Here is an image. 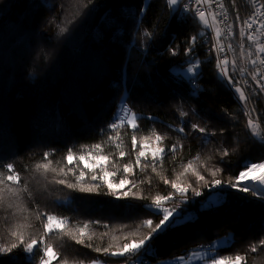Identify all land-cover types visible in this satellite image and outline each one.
Wrapping results in <instances>:
<instances>
[{"label": "trees", "instance_id": "trees-1", "mask_svg": "<svg viewBox=\"0 0 264 264\" xmlns=\"http://www.w3.org/2000/svg\"><path fill=\"white\" fill-rule=\"evenodd\" d=\"M142 2L143 15L139 11ZM239 3L248 11L245 1ZM146 27L153 34L150 43L143 35ZM201 32L204 27L191 18L187 23L173 21L165 0H0V162L15 161L31 197L39 200L40 211L67 219L66 226L73 231L87 224L86 241L91 236L94 246L115 249L125 237L140 239L146 234L148 229L140 227L144 219L158 222V217L140 205L151 204L155 195L173 191L164 179L182 186L191 184L187 200L177 196L175 202L166 205L180 209L183 216L174 222L172 230L151 242L140 261L153 264L186 256L220 240L230 243L218 246L212 257L225 258L227 263L242 255L247 264H264V251L249 250L251 244L264 238V202L226 186L241 170L242 160L264 159L259 139L253 144L246 135L245 115V110L255 109L264 118V93L250 96L246 106L237 104L215 79L216 54H207L211 45L203 37L195 53L202 61L201 78L197 92L193 90L180 67L188 66L183 63L186 39ZM177 46L179 54L171 56L169 47ZM227 57L237 63L239 78L237 69L246 64L245 52L242 55L238 49ZM122 100L143 119L138 121L136 133L121 129L119 148L115 141L106 143L105 154L111 152L117 158L113 161L110 157L108 169L116 167L122 172L123 163H134L133 134L149 161L157 147L183 145L175 155L167 154L156 172L151 166L138 168L136 175L129 177L135 184L131 189L134 196L144 199L117 200L55 184L54 178L63 177L69 167L74 168L67 173L70 181L83 169L67 164L64 157L69 148L80 155L96 143L107 141L99 130L114 118ZM180 111L188 115L180 117ZM192 124L215 134L205 142ZM182 126L185 133L181 135L175 129ZM153 132L164 138L163 144H158ZM225 149L230 155L221 163ZM45 151L51 153L49 169L37 170V164L48 162L42 159ZM120 151L131 154L121 161ZM189 164L191 168L185 171ZM217 168L222 171L213 177L211 173ZM196 173L204 175L205 180L198 181ZM214 179L224 181L225 186H215ZM85 183H92L90 177ZM196 191L200 195H195ZM4 204L8 213L0 211L5 223L18 220L26 224L31 230L23 232L26 240L40 237L42 224L36 220L35 211L28 208L26 195L17 199L4 189L0 205ZM96 220L101 223H93ZM10 233L0 227V244L11 241ZM47 240L68 264L80 260L87 264L94 258L103 264L130 260L136 264L135 255L127 261L106 257L75 244L62 232L49 235ZM27 256L18 251L17 258L4 264H29Z\"/></svg>", "mask_w": 264, "mask_h": 264}, {"label": "snow or ice", "instance_id": "snow-or-ice-1", "mask_svg": "<svg viewBox=\"0 0 264 264\" xmlns=\"http://www.w3.org/2000/svg\"><path fill=\"white\" fill-rule=\"evenodd\" d=\"M233 7H235V0H232ZM165 5L170 11V16L173 21L178 23H187L188 19L191 18L193 22L199 24L203 23L206 28H210L209 17L212 18L213 25L217 23H223L227 21V10L224 9L223 0H165ZM212 5H216L220 9H224L223 20H219V14L215 11H210L209 8ZM207 6V7H205ZM264 8V6H262ZM140 13L143 15L145 8L143 2L139 8ZM257 11H260L259 9ZM176 13L175 15L173 13ZM183 14V18H180V14ZM236 20L240 21L239 14H236ZM250 21V22H249ZM142 22V21H140ZM258 21L249 17V20L243 21L247 26L248 31L245 32L243 28L240 30L241 43L240 48L245 49L244 39L246 38L249 42H256L258 38L255 33L260 32V28H254L253 26ZM264 27V26H262ZM61 32L64 31L62 28ZM226 35L228 37H234L235 33L233 31V25L227 24L226 29L216 30V42L212 43L210 47L207 48V54L211 56L216 54V74L215 79L217 82L225 88L229 93L232 94L233 98L236 100L237 104H244L245 106L249 102L250 96H259L264 93V72H262L257 65H264V42L255 43V53H253L249 47L248 56L249 62L255 68V71L250 73L245 72L241 69L238 74L235 69V61H232V67H229V60L227 54L231 51H234L233 43L230 41L227 45V48L221 42V36ZM143 35L147 38V43H150L153 37L152 32L149 28H145ZM204 32L199 33V35H191L185 41L187 47L184 48V55L186 59L183 63H186L188 66L180 67L183 72L186 74L189 79L187 80L188 84L192 86L193 90L197 92L199 86V80L201 78V64L202 61L198 55H196V49L198 46V41L203 37ZM171 56H176L179 54V46L173 48L169 47L168 49ZM255 55V58L252 56ZM250 75V79L248 78ZM241 79H243V84H241ZM238 94V95H237ZM195 112V109H193ZM256 114L257 119L253 120L252 115ZM188 113L180 111V117H186ZM245 115L247 119V129L246 135L252 138V143L256 144L257 138L259 139L261 146H264V128L261 127L264 124V118L261 117L260 113H256L255 109L251 112L245 110ZM143 119L142 116H138L136 113L128 107L127 102L122 100L120 107L115 114L114 118L110 120L106 127H103L99 130V135L101 137L107 136V141L102 143H96L92 146V149L89 150L86 154L76 155L71 148L67 150V155L64 159L67 161L68 165H83V169L79 170V174L74 177V181H70L67 178L68 172H73L74 168L69 167L67 172L64 173V176L61 178H54V182L57 185H61L64 188L79 191L80 193L87 194H100L115 197L117 200L120 199H144L143 196L135 197L131 189L135 187V184L129 179L130 176L136 175V169L143 168L147 169L151 166L152 171L156 172L157 166L160 161L169 153L175 155L178 149H182L183 145L172 144L170 147L165 145L163 147H157L152 153V160H148L146 153L143 151V145L138 141L137 136L133 134L131 136V152L135 153L134 163H123V169L121 172V177L117 181V173L107 170V165L110 163V157L113 161L117 158L111 152L105 154L104 149L106 143L116 142V148L121 146L120 131L121 129H130L132 133L139 131L138 121ZM192 129L198 131L202 134V138L205 142L208 141L210 135L215 133L208 132V129L200 127L198 124H192ZM178 134H184L185 128L179 127L175 129ZM223 129L221 134H223ZM115 134V135H113ZM155 140L158 144H163L164 138L153 132ZM137 148L140 150L137 151ZM131 154V153H128ZM124 151L119 152V159L122 161L123 158L128 155ZM50 152L45 151L43 153L42 159L48 161L47 163H40L36 165L37 170L44 169L48 170L51 160H49ZM230 153L225 149L221 156V163H224L223 157L229 156ZM241 170L232 177L226 184L229 189L239 191L241 193L250 194V198H255L261 202H264V175L258 177H252L251 173L256 172L257 170L264 169V159L260 162H252L247 160H242L240 162ZM191 168L189 164L185 171ZM87 169L88 171H84ZM6 170V171H5ZM21 170H18L15 161L11 163L0 162V193L4 189H7L13 194L17 199L26 198L28 200V208L32 209L36 213V220L40 221L42 224V233L39 238H29L25 239L23 231L13 230L10 235L12 237L11 241L8 243L0 244V264L4 262H10L13 258L16 257L18 251H23L27 253L29 264H33L34 261L38 260V264H53V261L56 264H68L58 252H56L52 244L48 243L47 237L49 235L57 234L62 232L64 235H67L75 244L81 245L82 247L91 249L92 251L106 256V257H118L127 261L131 256L135 255L136 264H143V261H140V257L145 254L150 246L151 242L158 239L160 236L165 235L169 230H172V225L174 222L183 216V212L178 208H170L166 205L169 201L175 202L177 196L183 197V200H187V193L192 185L182 186L179 183L171 181L169 179H164L163 183L170 185V188L173 190L168 195H155L152 198L151 204H142L140 207L144 208L151 216L158 217V222L154 219H144L140 225L142 228L148 229L146 234L143 235L140 239H131L128 240L125 237V242L118 246L115 249H112L111 246L108 247H97L94 246L90 241L92 240L91 236L87 237L85 240V228L88 227L86 224L83 228L72 229L67 228V219H61L57 215L48 214L46 212L40 211L38 205L39 200L33 199L31 193L29 192L28 187L21 178ZM51 171L55 172L53 168ZM63 172V169L61 170ZM222 171V169L217 168L212 171V176L215 177L216 172ZM90 177L92 181L91 184H86L85 181ZM196 179L198 181H204L205 176L199 173H196ZM150 183V181H149ZM213 184L215 186H225V182L220 179H214ZM106 188L107 191H103ZM195 195H200L199 191L195 192ZM183 202V201H181ZM35 205V207H33ZM27 210V209H25ZM93 223L100 224L101 221L96 220ZM39 229V225H36ZM107 227V225H104ZM78 233V235H77ZM106 235V233H105ZM230 243V241H217L214 242L212 247H215L216 244L223 246L224 244ZM42 245V248H41ZM249 250L252 253H257L258 251H264V238L258 240L257 242L249 246ZM196 259L197 262L204 259V256H201L199 253H194L189 259ZM186 258L184 256L176 257L172 262L174 264H183ZM211 264H226L225 258H216L209 257ZM78 264H85L84 260H80ZM88 264H101V261L98 258H94L88 261ZM227 264H247L246 256L236 255L234 258L227 261Z\"/></svg>", "mask_w": 264, "mask_h": 264}, {"label": "built area", "instance_id": "built-area-1", "mask_svg": "<svg viewBox=\"0 0 264 264\" xmlns=\"http://www.w3.org/2000/svg\"><path fill=\"white\" fill-rule=\"evenodd\" d=\"M240 1L246 2L247 7H248V11L244 10L242 5L239 3ZM223 2H224V9L227 10V13H226L227 17H228L227 21L213 25L212 18L209 17L208 18L209 19V25L211 27L210 28L204 27V34L205 35L203 36V41H205L206 43H209L210 45L212 43H215L216 42V30H217V28L226 29L227 24H232L235 36L234 37H228L226 35V32H225V34L222 35L220 38L221 42L223 43V45L226 48H227V45L230 41L233 43L234 51L229 52L227 54V56L229 55L232 57V55L238 49L242 55H244V52H245L244 60L246 61V64H244L243 70H245V72H248V73H250L251 71H255V68L249 62L248 49L250 47L251 51L253 53H255V43L256 42H264V27H262V26H264V8H262V6H264V3L262 2V0H235V7H233L232 0H223ZM205 7H207V6H205ZM230 8L234 12V14L231 13ZM224 9H220L216 5H212V7L209 8L210 11H215L216 13L219 14V16H218L219 20H223V16L225 14ZM258 9L260 11H257ZM237 12L239 14L240 21L236 20ZM249 17H252L253 19H256L258 21L253 27L254 28H260L261 31L255 33L256 37L258 38V40L256 42H249L245 38L243 41L245 44V49L242 50L240 48L241 37H240L239 33H240L241 28H243L245 32L248 31L247 26L243 23V21L249 20ZM235 23L237 25L236 29L234 28ZM252 58H255V55H253ZM228 60H229V65H230L229 67L231 68L233 66L232 61H234V60L231 58H228ZM256 67H258L262 72H264V65H257ZM235 68H236V65H235ZM248 78L250 79V75ZM241 81L243 84V79ZM256 119H257V117L253 118V120H256Z\"/></svg>", "mask_w": 264, "mask_h": 264}, {"label": "rangeland", "instance_id": "rangeland-1", "mask_svg": "<svg viewBox=\"0 0 264 264\" xmlns=\"http://www.w3.org/2000/svg\"><path fill=\"white\" fill-rule=\"evenodd\" d=\"M203 27H205L204 25H203V23L201 22L200 23ZM235 65H237V63L235 62ZM237 68V67H236ZM238 71L239 70H241V67H238V69H237ZM240 72V71H239ZM184 73V72H183ZM185 74V73H184ZM186 75V74H185ZM249 112V111H248ZM257 116H256V114L255 113H253V115H252V118H256ZM91 150V149H90ZM89 150H87L86 152H84L83 154H86L87 152H88ZM81 155V154H80ZM111 163V162H110ZM81 165V167L83 168V165L82 164H80ZM77 166V170L78 169H80L78 166L79 165H76ZM108 166V165H107ZM106 166V167H107ZM107 170H109V171H113V172H116L117 173V181H118V179L119 178H122L121 177V171L118 169V168H116V167H114V168H110V169H108L107 168ZM258 171V170H257ZM255 174H257V172H255L254 173V175ZM1 187V186H0ZM0 207H1V209L0 210H2L3 211V213H5V214H7L8 213V209H7V207H6V205L4 204V205H0ZM0 216L2 217V219L3 220H0V227H2L4 230H6V231H8V232H12L13 230H16V231H25V230H28V231H30L31 232V230L29 229V227L26 225V224H24V223H22V222H20V221H18V220H15L14 222H11V223H5V219H4V216H3V214L1 213V211H0ZM217 241H220V240H216V241H214V242H217ZM214 242L212 243V245L214 244ZM212 245H211V247L210 248H202V249H195V250H193V251H191V252H189L186 256H184L186 259L184 260V262H183V264H196V263H199V262H204L205 264H211V262L209 263V257H212V255H213V253H214V251H215V249L218 247V246H220V244H216L215 245V247H212ZM194 253H199L201 256H204V259L203 260H200L199 262H197V260L196 259H189V257H192L193 256V254ZM177 257V256H176ZM176 257H174V258H172V259H167V260H162V261H159V262H157V263H153V264H174V262H172ZM128 263H132V264H134V261H131L130 260V262H128ZM127 262H121V263H114V264H128ZM88 264V263H87ZM101 264H103L102 262H101ZM227 264V263H226Z\"/></svg>", "mask_w": 264, "mask_h": 264}, {"label": "bare ground", "instance_id": "bare-ground-1", "mask_svg": "<svg viewBox=\"0 0 264 264\" xmlns=\"http://www.w3.org/2000/svg\"><path fill=\"white\" fill-rule=\"evenodd\" d=\"M256 172H257V174H255V175H254L255 172L251 173V176L252 177H258V176L264 175V169H260Z\"/></svg>", "mask_w": 264, "mask_h": 264}]
</instances>
